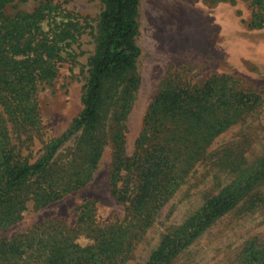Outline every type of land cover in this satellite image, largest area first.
<instances>
[{
  "label": "trees",
  "instance_id": "trees-1",
  "mask_svg": "<svg viewBox=\"0 0 264 264\" xmlns=\"http://www.w3.org/2000/svg\"><path fill=\"white\" fill-rule=\"evenodd\" d=\"M15 1L28 0H0V229L22 220L30 202L40 208L84 186L109 143L114 146L112 192L126 211L123 218L103 224L87 202L77 229L47 221L0 238V264H125L162 208L204 163L217 167L226 181L217 175V188L162 234L144 264H173L225 214L264 207V145L250 153L254 140L246 132L212 148L264 103L259 90L241 87L233 76L214 75L193 84L170 73L128 153L127 120L140 86L141 0H102L83 108L33 159L29 145L41 128L39 92L56 77L77 22L69 17L45 29L42 22L58 12L57 6L43 1L33 10L9 14ZM258 4L263 8V1ZM71 137L75 142L67 147ZM80 231L92 242L78 241ZM237 264H264V232L244 241Z\"/></svg>",
  "mask_w": 264,
  "mask_h": 264
},
{
  "label": "rangeland",
  "instance_id": "rangeland-1",
  "mask_svg": "<svg viewBox=\"0 0 264 264\" xmlns=\"http://www.w3.org/2000/svg\"><path fill=\"white\" fill-rule=\"evenodd\" d=\"M57 6L58 12L46 18L45 29L73 18L75 37L62 52L55 78L39 92L41 128L36 141L29 145L32 158H37L45 142L63 134L83 108L82 95L89 78V57L95 50L96 26L104 4L102 0H28L15 1L9 14L33 10L41 2ZM264 0H141L140 32L137 42L142 54L137 61L140 86L127 123L128 153H132L143 127L147 109L162 82L171 73L193 84L203 83L214 75H230L241 87L261 92L264 100ZM262 4V3H261ZM68 15V17H66ZM247 123H239L218 137L212 148L252 135L250 148L258 152L264 145V103ZM251 125V126H250ZM75 137L66 142L72 146ZM69 148L65 149L68 153ZM114 146L109 143L93 173L84 186L63 197L36 208L29 203L18 223L0 229V238L25 232L47 221L63 223L77 229L81 208L92 203L97 220L106 224L125 216V205L112 192L111 173ZM226 181L217 167L201 164L176 194L162 208L151 227L138 240L125 264H144L162 234L181 223L198 208L204 196L214 191L218 177ZM264 207L255 213L233 210L221 217L198 240L189 245L173 264H237V254L244 241L264 232ZM82 244L92 242L86 232L77 233Z\"/></svg>",
  "mask_w": 264,
  "mask_h": 264
}]
</instances>
